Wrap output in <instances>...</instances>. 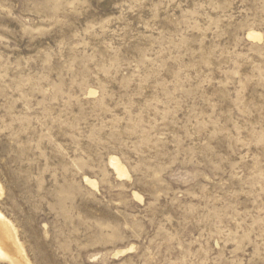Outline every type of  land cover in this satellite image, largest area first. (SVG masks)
<instances>
[{
	"label": "rangeland",
	"instance_id": "1",
	"mask_svg": "<svg viewBox=\"0 0 264 264\" xmlns=\"http://www.w3.org/2000/svg\"><path fill=\"white\" fill-rule=\"evenodd\" d=\"M0 211L29 264H264V0H0Z\"/></svg>",
	"mask_w": 264,
	"mask_h": 264
},
{
	"label": "bare ground",
	"instance_id": "2",
	"mask_svg": "<svg viewBox=\"0 0 264 264\" xmlns=\"http://www.w3.org/2000/svg\"><path fill=\"white\" fill-rule=\"evenodd\" d=\"M249 36L254 39L259 35L255 32H251L248 37ZM123 165L124 164L119 161L118 157L116 158V156H113V158H111L110 166L117 170L118 176L120 177L128 175L127 169ZM86 180L92 184L94 183L89 178H86ZM24 251L14 225L11 220L0 211V256L9 258L12 264H29Z\"/></svg>",
	"mask_w": 264,
	"mask_h": 264
}]
</instances>
